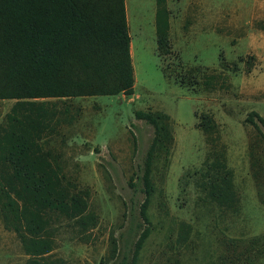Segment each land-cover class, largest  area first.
<instances>
[{"label": "rangeland", "instance_id": "rangeland-1", "mask_svg": "<svg viewBox=\"0 0 264 264\" xmlns=\"http://www.w3.org/2000/svg\"><path fill=\"white\" fill-rule=\"evenodd\" d=\"M165 2L172 52L160 56L156 0H125L133 94L73 97L55 105H68L72 118L46 135L43 148L59 158L66 184L87 191L96 224L82 231L53 215L46 261L112 264L116 242L119 259L132 258L144 228V195L130 179L154 134L135 116L145 110L171 117L174 143L168 159L155 163L151 232L136 264H264V142L245 122L252 110L264 117V29L257 25L264 0ZM219 73L222 84L206 88L205 75ZM15 102L0 99V128ZM201 114L217 122L216 141L199 125ZM225 175L232 200L220 204L209 191ZM29 258L0 215V264H27Z\"/></svg>", "mask_w": 264, "mask_h": 264}, {"label": "trees", "instance_id": "trees-1", "mask_svg": "<svg viewBox=\"0 0 264 264\" xmlns=\"http://www.w3.org/2000/svg\"><path fill=\"white\" fill-rule=\"evenodd\" d=\"M156 4L157 49L164 56L172 52L170 13L165 0ZM257 25L264 29V19ZM221 77L208 74L203 83L216 89ZM134 88L125 0H0V99L16 100L0 128V215L30 256L27 264H56L45 260L53 248V215L74 221L82 231L96 224L85 198L87 191L66 184L59 158L43 148L46 135L72 118L68 105L63 109L55 105L73 97L131 95ZM135 116L154 129L146 156L130 179V185L144 195L139 206L144 228L131 259H119L115 243L112 264L137 263L151 232L155 163L168 159L174 143L168 114L137 110ZM245 122L264 142V117L252 110ZM199 125L212 142L219 139L218 124L211 115L201 114ZM223 179L224 183L211 184L209 195L229 204L232 182L227 175Z\"/></svg>", "mask_w": 264, "mask_h": 264}, {"label": "crops", "instance_id": "crops-1", "mask_svg": "<svg viewBox=\"0 0 264 264\" xmlns=\"http://www.w3.org/2000/svg\"><path fill=\"white\" fill-rule=\"evenodd\" d=\"M156 14V13H155ZM156 16V15H155Z\"/></svg>", "mask_w": 264, "mask_h": 264}]
</instances>
